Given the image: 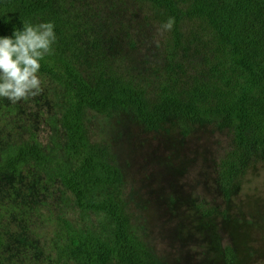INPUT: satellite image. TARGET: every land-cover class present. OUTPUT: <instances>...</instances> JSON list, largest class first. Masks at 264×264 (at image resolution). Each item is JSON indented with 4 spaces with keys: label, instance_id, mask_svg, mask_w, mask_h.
<instances>
[{
    "label": "rangeland",
    "instance_id": "obj_1",
    "mask_svg": "<svg viewBox=\"0 0 264 264\" xmlns=\"http://www.w3.org/2000/svg\"><path fill=\"white\" fill-rule=\"evenodd\" d=\"M69 3L75 10L69 31L84 71L109 68L152 99L176 29L190 49L188 76L203 66L210 34L202 21H175L166 31L162 25L168 19L148 0ZM41 88L39 95L15 104L0 98V146L6 140L35 139L47 149H62L53 96L42 83ZM85 125L91 145L119 171L109 192L148 253L144 264H225L226 247L233 250V264H264V160L253 157L228 198L218 185L220 161L232 146L230 128L212 120L192 125L185 134L174 122L148 129L129 109L87 111ZM26 171L9 187L6 212L13 237L20 238L10 248V259L41 258V248L61 241L62 218L84 228L102 224L97 215H81L57 184Z\"/></svg>",
    "mask_w": 264,
    "mask_h": 264
},
{
    "label": "trees",
    "instance_id": "obj_2",
    "mask_svg": "<svg viewBox=\"0 0 264 264\" xmlns=\"http://www.w3.org/2000/svg\"><path fill=\"white\" fill-rule=\"evenodd\" d=\"M148 1L167 19L202 21L210 34L203 66L188 76L190 49L175 30L173 51L152 99L109 68L98 67L92 73L82 69L69 31L75 10L67 6L72 3L0 0V37L22 30L24 22L55 25L53 52L40 61L38 76L53 96V115L63 133L60 151L35 139L6 140L0 146V264H144L147 259L122 206L109 192L119 171L91 145L87 111L129 109L148 129L174 122L183 134L202 121L230 128L231 150L217 173L225 199L238 188L253 157L258 154L264 160V0ZM26 168L37 180L57 184L81 215H97L102 224L84 228L62 218L61 241L41 248V258L20 263L10 259V248L20 238L13 237L16 231L6 210L10 183ZM233 262V250L226 247L224 263Z\"/></svg>",
    "mask_w": 264,
    "mask_h": 264
},
{
    "label": "clouds",
    "instance_id": "obj_3",
    "mask_svg": "<svg viewBox=\"0 0 264 264\" xmlns=\"http://www.w3.org/2000/svg\"><path fill=\"white\" fill-rule=\"evenodd\" d=\"M174 23L169 17L162 28L170 31ZM54 27L53 22H24L22 30L0 37V98L15 104L41 93L40 61L53 52Z\"/></svg>",
    "mask_w": 264,
    "mask_h": 264
}]
</instances>
